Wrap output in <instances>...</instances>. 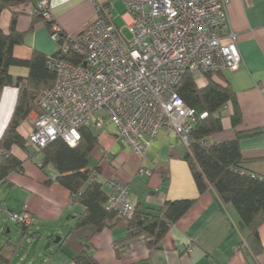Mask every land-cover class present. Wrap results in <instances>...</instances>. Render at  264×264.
<instances>
[{
	"label": "crops",
	"instance_id": "crops-1",
	"mask_svg": "<svg viewBox=\"0 0 264 264\" xmlns=\"http://www.w3.org/2000/svg\"><path fill=\"white\" fill-rule=\"evenodd\" d=\"M39 1L5 8L1 12L0 26L4 32L9 33L15 14L17 29L26 32L23 43L13 49L20 59H30L34 51L51 56L59 48L44 21L28 32ZM104 1L49 0L52 21L67 36H75L95 18L96 4ZM228 12L231 25L238 34L244 64L237 71L223 70L213 79L233 87L243 123L238 128L233 127L232 106L228 105L223 113V129L209 137L211 143L232 140L237 131L264 127V0H231ZM124 14L121 15L123 21ZM29 72L27 66L12 65L9 68L14 80L27 78ZM196 78L200 86L208 83L203 75ZM18 96L19 89L14 85L1 91L0 138L14 113ZM34 115L35 110L19 126L22 136L28 137L31 133ZM96 128L99 145L91 158L100 168L104 185L108 179L127 184L131 202L140 207L160 208L167 201L198 198L189 212L171 227L161 246L152 251L143 241L134 239L119 256L117 248L126 238V226L104 229L95 235L87 248V253L97 264H141L147 259L151 264H264V251L255 254L249 248V229L235 206L224 204L213 189L199 197L186 158L188 147L176 136L162 129L151 142L147 155L141 157L118 140L114 125ZM239 144L246 160L245 168L264 174V133L242 138ZM11 152L24 161V171L11 173L0 184V217L4 215L9 219L6 210L28 211L34 221L25 231L20 228L16 239L9 235L8 225L4 228L0 225L1 237L6 233L17 240L24 232L21 247L10 264H78L74 259L76 252L67 246L61 247L60 241L75 223L72 216L81 214L84 206L75 203L71 192L57 181L59 173L53 165H42V155L38 151L13 146ZM106 154L110 156L108 159ZM259 233L264 248V223ZM56 237H60L59 242ZM28 242L29 246H36L34 252L26 248ZM5 243L3 241L1 247Z\"/></svg>",
	"mask_w": 264,
	"mask_h": 264
},
{
	"label": "built area",
	"instance_id": "built-area-1",
	"mask_svg": "<svg viewBox=\"0 0 264 264\" xmlns=\"http://www.w3.org/2000/svg\"><path fill=\"white\" fill-rule=\"evenodd\" d=\"M115 1L97 3L95 18L48 56L57 78L36 97L30 148L42 149L59 138L75 146L81 129L92 124L114 125L118 140L141 157L162 129L189 147L198 117L176 91L183 76L237 71L244 64L229 18L231 0H121L131 39L115 22ZM38 7L52 21L49 0H40ZM52 27L57 41L60 30ZM105 186L108 206L121 216L132 215L129 186L115 179ZM6 213L16 224L34 221L28 211Z\"/></svg>",
	"mask_w": 264,
	"mask_h": 264
},
{
	"label": "trees",
	"instance_id": "trees-1",
	"mask_svg": "<svg viewBox=\"0 0 264 264\" xmlns=\"http://www.w3.org/2000/svg\"><path fill=\"white\" fill-rule=\"evenodd\" d=\"M35 1L0 0V17L5 8ZM40 21L46 23L51 34L55 32L53 21L46 20L38 6L28 32L34 30ZM16 22L15 14L9 33L4 32L0 26V94L6 86L14 85L19 89L14 113L0 138V184L4 183L11 173L24 171V161L11 152L13 146L30 150L27 137L22 136L18 128L30 113L37 109L36 97L42 91L52 88L57 78L56 73L47 66L48 56L42 52L34 51L32 57L27 60L14 55L15 45L23 43L26 34L17 29ZM58 36L59 44L67 38V34L61 30ZM69 57L74 61L80 60L74 55ZM12 65L27 66L30 70L28 77L14 80L9 73ZM202 75L208 81L204 86H200L197 78L187 73L176 87L185 104L194 109L198 117L191 133L192 142L186 158L191 165L199 197L213 189L224 204H233L249 229V248L255 254L263 252L259 229L264 223V174L245 168L246 160L239 142L242 138L264 133V127L237 131L232 140L209 142L210 136L222 131L223 113L228 105L232 106L231 122L234 128L243 123V114L237 94L230 84L214 80V73ZM21 83L23 86H20ZM98 145L97 133L88 126L81 129V140L75 146L59 138L42 149L31 148L42 155V165L51 164L57 169V181L71 192L75 203L85 208L78 216H72L75 223L60 241L61 247L67 246L76 252L74 259L78 264H97L93 256L87 253V248L95 235L106 228H127L126 238L117 248L119 256L125 251L127 243L134 239L143 241L151 251L159 248L171 227L184 217L198 200L192 198L167 201L160 208L135 206L132 215L121 216L108 206L110 192L101 180L100 168L91 164V155ZM94 173L98 175L93 177ZM16 225L23 231L28 229V226ZM23 233L17 240L9 238L5 233L6 243L0 248V264L12 262L15 252L21 247ZM141 264L151 262L147 259Z\"/></svg>",
	"mask_w": 264,
	"mask_h": 264
},
{
	"label": "rangeland",
	"instance_id": "rangeland-1",
	"mask_svg": "<svg viewBox=\"0 0 264 264\" xmlns=\"http://www.w3.org/2000/svg\"><path fill=\"white\" fill-rule=\"evenodd\" d=\"M115 6H116V8L113 11V15L115 17V22L117 23V25L119 27H123L124 28L123 31H124L125 35L129 39H131L132 38V34L130 33V31H129V29L127 27L125 28V22L121 18V15L125 12L124 3L121 0H116L115 1ZM91 128L98 133L99 130L96 128V126L94 124L91 125ZM91 164L94 165V161H93L92 158H91ZM0 223H1L0 225H1L2 228H4L6 225H8L9 226L8 228H10V230H11V234H9V235H11L13 239H16L17 238L16 235H17L18 230H20V227L18 228L14 223H12L4 215H1V217H0ZM3 236H4V234H3ZM14 237H16V238H14ZM57 238L58 237H56V239ZM3 239H4V237H1V234H0V248H1V245H2L1 243L6 240V239L5 240H3ZM28 244H29V242L27 243V245ZM35 247L36 246H29L28 245L26 248H31L32 252H34L35 251ZM22 254H24V252Z\"/></svg>",
	"mask_w": 264,
	"mask_h": 264
},
{
	"label": "water",
	"instance_id": "water-1",
	"mask_svg": "<svg viewBox=\"0 0 264 264\" xmlns=\"http://www.w3.org/2000/svg\"><path fill=\"white\" fill-rule=\"evenodd\" d=\"M60 241V237H58L57 239H56V242H59Z\"/></svg>",
	"mask_w": 264,
	"mask_h": 264
}]
</instances>
